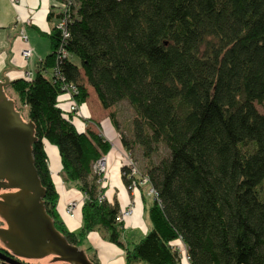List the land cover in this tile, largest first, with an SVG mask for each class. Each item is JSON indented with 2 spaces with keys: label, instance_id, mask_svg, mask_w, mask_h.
Instances as JSON below:
<instances>
[{
  "label": "trees",
  "instance_id": "obj_1",
  "mask_svg": "<svg viewBox=\"0 0 264 264\" xmlns=\"http://www.w3.org/2000/svg\"><path fill=\"white\" fill-rule=\"evenodd\" d=\"M68 13V37L54 27L32 77L4 87L33 124V165L56 230L80 249L87 233L102 232L125 264H181L177 241L189 264H264V113L255 108L264 103V0H73ZM87 87L105 109L127 104L120 139L157 193L150 230L130 247L91 172L110 143L77 130L76 112L60 105L64 95L83 104ZM45 143L85 198L78 233L56 215Z\"/></svg>",
  "mask_w": 264,
  "mask_h": 264
},
{
  "label": "crops",
  "instance_id": "obj_2",
  "mask_svg": "<svg viewBox=\"0 0 264 264\" xmlns=\"http://www.w3.org/2000/svg\"><path fill=\"white\" fill-rule=\"evenodd\" d=\"M59 4L60 0H0V79L4 76L11 82L25 78L27 72L33 74L35 64L50 52L47 35L56 24V15L59 11L56 13L54 9L59 8ZM21 35L27 38L26 42L22 40ZM24 48L31 49V55L27 59L21 55ZM87 93L86 101L77 106L74 125L79 131L88 129L99 132L110 143V148L105 153L107 166L103 194L107 203L115 205L120 210L130 201L133 203L132 214L124 218L119 227L121 241L130 247L150 230L148 219L150 197L146 195L145 188H138L132 192H128L126 188L121 172L125 149L113 112L115 106L110 110L103 108L91 87H87ZM59 101L62 109L66 110L70 101L69 96H61ZM109 112L113 113L117 126L109 118ZM44 150L49 174L57 192L55 210L58 220L68 232L78 233L82 225L83 198L78 182L63 180L59 153L55 146L45 143ZM70 200L79 203L72 218L64 213L65 204ZM88 248L93 251L89 258H92L95 264H125L123 250L110 243L102 232L91 231L86 234L82 250ZM47 257L52 259V256ZM181 264L189 263L182 259Z\"/></svg>",
  "mask_w": 264,
  "mask_h": 264
},
{
  "label": "water",
  "instance_id": "obj_3",
  "mask_svg": "<svg viewBox=\"0 0 264 264\" xmlns=\"http://www.w3.org/2000/svg\"><path fill=\"white\" fill-rule=\"evenodd\" d=\"M7 77L0 79V189L14 190L0 195V243L13 255L41 259L52 256L65 264H93L82 249L67 242L54 227L43 206L45 189L33 165V124L22 119L14 102L4 92ZM8 264H24L3 255Z\"/></svg>",
  "mask_w": 264,
  "mask_h": 264
},
{
  "label": "built area",
  "instance_id": "obj_4",
  "mask_svg": "<svg viewBox=\"0 0 264 264\" xmlns=\"http://www.w3.org/2000/svg\"><path fill=\"white\" fill-rule=\"evenodd\" d=\"M73 3V0H60L59 4V14H61L60 18L57 19L55 28L60 32L61 42H63L67 37L68 33L66 30V25L69 19V10L70 6ZM21 38L23 41H27V38L24 35H21ZM58 52H61V49H57ZM21 55L27 59L31 55V49L30 48H24L21 50ZM63 57V56H62ZM32 77V73H25V78ZM75 91V90H74ZM71 94V91H69ZM73 102V101H72ZM69 111L75 112L77 111V106L75 102H73L72 105L69 106ZM105 167H106V158L105 156L101 155L98 159H96L92 165H91V172L96 177V184L98 186V201L101 202L102 199H105L103 194V184L105 181ZM123 167L128 170L126 172H123L122 175L129 179V184L126 186L128 192H132L138 188H145L146 189V195L151 197L152 200L157 199V193L148 185L147 179L140 175L139 170L136 167L135 162L132 160L130 154L126 152V155L124 156V165ZM101 188V189H100ZM85 198H82L81 204L84 203ZM151 200V201H152ZM77 202L76 201H69L66 203V214L70 217L74 216V211L77 208ZM133 212V203L130 201L124 209H119L115 216V222L120 224L124 218L130 216ZM175 248L178 249L179 253L181 254L182 259L185 261H188V257L185 254V246L178 241V243L175 244Z\"/></svg>",
  "mask_w": 264,
  "mask_h": 264
},
{
  "label": "rangeland",
  "instance_id": "obj_5",
  "mask_svg": "<svg viewBox=\"0 0 264 264\" xmlns=\"http://www.w3.org/2000/svg\"><path fill=\"white\" fill-rule=\"evenodd\" d=\"M54 10H55L56 13H58V11L60 10V8H57V7H56ZM70 59H71V61H72L73 63L79 65V61H78V59H77L76 57H71ZM7 93L11 96L12 99L15 100L17 106L19 107L18 101H16V96H15V94H14L11 90H8ZM72 104H73V102H72V101H69V104H68V108H67V109H69V106L72 105ZM76 106H77V105H76ZM255 108H256L257 111H259L260 113H264V103H262V104H255ZM75 112H76V111H75ZM113 112H114V115H115L116 120H117V122H118V125H119V127H120V131L125 133V129H126V125H127V120H128V119L131 117V115H132L131 111L129 110L127 104L121 102V103H118V104L115 106V109L113 110ZM21 114H22L23 118L26 119V111L24 110L23 107L21 108ZM94 124H95V122H94ZM123 125H125V128L123 127ZM125 155H126V152H124L123 157H124ZM103 156H105V158H106V155H105V154H104ZM133 157L136 159L135 164H136L137 169L139 170V172H142V167H143L144 164L142 165L141 160H139L140 157H139L137 151H134V152H133ZM106 166H107V164H106ZM47 168H48V167H47ZM48 172H49V169H48ZM104 173H106V167H105V172H104ZM69 184H70V183H69ZM100 189H101V188H100ZM102 191H104V190H102ZM149 200L151 201V197L149 198ZM70 201H71V200H70ZM72 201H75V200H72ZM68 202H69V201H68ZM76 202H77V201H76ZM77 205H79L78 202H77ZM77 207H78V206H77ZM55 212H56V210H55ZM64 213L66 214V204H65V207H64ZM56 215H57V213H56ZM66 215H67V214H66ZM67 216H69V215H67ZM69 217H70V216H69ZM73 217H74V216H73ZM71 218H72V217H71ZM84 251H85V253L87 254L88 257H90V256L92 255V253H93V251H91V249H89V248L86 249V250H84ZM37 264H63V263H62V262H59V261H53L51 258H49V257H45V258H43L40 262H38ZM130 264H145V263L139 261V262H132V263H130Z\"/></svg>",
  "mask_w": 264,
  "mask_h": 264
},
{
  "label": "flooded vegetation",
  "instance_id": "obj_6",
  "mask_svg": "<svg viewBox=\"0 0 264 264\" xmlns=\"http://www.w3.org/2000/svg\"><path fill=\"white\" fill-rule=\"evenodd\" d=\"M12 191H14V190L0 189V195L4 194V193H9ZM5 227H6L5 222L0 218V228H5ZM0 252L9 258H12V259H14L18 262L24 263V264H37L38 262H40L42 260V259H28V258H23V257L13 255L9 250L4 248L1 243H0ZM0 264H8V263L0 260Z\"/></svg>",
  "mask_w": 264,
  "mask_h": 264
}]
</instances>
